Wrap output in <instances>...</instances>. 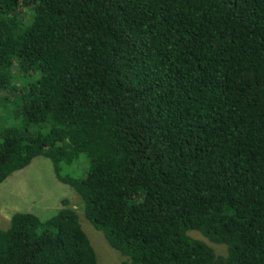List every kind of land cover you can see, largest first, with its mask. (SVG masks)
<instances>
[{
    "label": "trees",
    "instance_id": "1",
    "mask_svg": "<svg viewBox=\"0 0 264 264\" xmlns=\"http://www.w3.org/2000/svg\"><path fill=\"white\" fill-rule=\"evenodd\" d=\"M0 105V191L43 155L130 264H264V0H0ZM63 204L0 264H97Z\"/></svg>",
    "mask_w": 264,
    "mask_h": 264
},
{
    "label": "rangeland",
    "instance_id": "2",
    "mask_svg": "<svg viewBox=\"0 0 264 264\" xmlns=\"http://www.w3.org/2000/svg\"><path fill=\"white\" fill-rule=\"evenodd\" d=\"M8 112L9 110L0 105V126L18 121L17 117L14 118L15 114L12 117L14 119H9ZM76 167L80 174L86 173L83 162H78ZM68 171L73 172L70 169ZM65 199L78 212L82 227L96 251L97 264H130L129 258L114 248L104 232L97 229L85 216L80 194L73 186L58 179L51 159L43 155L34 158L27 167L13 172L1 184L0 229L10 226L11 215L16 211L33 212L46 220L64 206ZM190 235L207 242L214 248L217 255L227 254L226 244L212 242L199 231H191Z\"/></svg>",
    "mask_w": 264,
    "mask_h": 264
}]
</instances>
